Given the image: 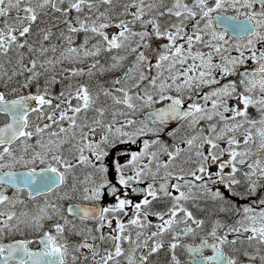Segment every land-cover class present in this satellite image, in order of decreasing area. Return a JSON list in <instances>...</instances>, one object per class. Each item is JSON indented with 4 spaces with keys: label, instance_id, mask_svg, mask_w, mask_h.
<instances>
[{
    "label": "snow or ice",
    "instance_id": "1",
    "mask_svg": "<svg viewBox=\"0 0 264 264\" xmlns=\"http://www.w3.org/2000/svg\"><path fill=\"white\" fill-rule=\"evenodd\" d=\"M161 254L264 264V0H0V264Z\"/></svg>",
    "mask_w": 264,
    "mask_h": 264
},
{
    "label": "flooded vegetation",
    "instance_id": "2",
    "mask_svg": "<svg viewBox=\"0 0 264 264\" xmlns=\"http://www.w3.org/2000/svg\"><path fill=\"white\" fill-rule=\"evenodd\" d=\"M157 207H164V205L159 204V205H157ZM193 211L195 212L196 210L193 209ZM197 215H200V213H197ZM178 251H179V250H178ZM181 258L183 259V256H181ZM160 260H161V264H163V261H164V254H161Z\"/></svg>",
    "mask_w": 264,
    "mask_h": 264
}]
</instances>
